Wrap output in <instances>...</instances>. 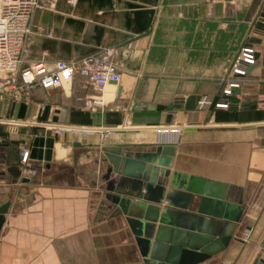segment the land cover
Returning <instances> with one entry per match:
<instances>
[{"label":"crops","instance_id":"0c3cea01","mask_svg":"<svg viewBox=\"0 0 264 264\" xmlns=\"http://www.w3.org/2000/svg\"><path fill=\"white\" fill-rule=\"evenodd\" d=\"M32 22L27 65L117 46L121 79L103 106L82 75L0 100V169L25 147L37 170L0 178V264H264V0H40ZM246 46L256 63L219 108ZM143 156L169 172L163 197L119 174ZM195 234L209 257L188 253Z\"/></svg>","mask_w":264,"mask_h":264},{"label":"built area","instance_id":"2783aa9c","mask_svg":"<svg viewBox=\"0 0 264 264\" xmlns=\"http://www.w3.org/2000/svg\"><path fill=\"white\" fill-rule=\"evenodd\" d=\"M207 1L209 4L216 2V0ZM39 5L40 0H0V74L19 73L21 77L19 82L10 84V89L0 88V100L12 91L16 92V99H21L23 94H28L36 86L58 88L71 82L76 75H82L89 79L95 91L93 104L103 106L106 101L104 93L107 86L121 79V73L115 61L119 47L108 46L75 61L59 60L53 70H47L43 64L27 65L33 34V15ZM48 34L52 33L48 32ZM255 63V49L250 46L241 48L230 65L231 74L237 79L227 82L223 95L216 104L217 107L231 106L230 97L237 89H241L242 84L239 78L247 76ZM205 103L206 100L203 99L200 105ZM48 126L58 134L66 128ZM20 151L21 174L25 177L34 176L37 170L31 164L29 150L22 147ZM262 247L264 249V244Z\"/></svg>","mask_w":264,"mask_h":264},{"label":"water","instance_id":"95a60500","mask_svg":"<svg viewBox=\"0 0 264 264\" xmlns=\"http://www.w3.org/2000/svg\"><path fill=\"white\" fill-rule=\"evenodd\" d=\"M7 143L0 140V166H4L7 164L8 154L5 153V148L7 147ZM10 157L14 158L13 152H10ZM155 161L147 160L145 156L142 158H132L126 157L123 163V169L120 170L119 174L125 176L130 179V188L131 195L136 193L140 194L142 191H146L145 198L151 196L152 194L157 195L155 197H163L166 192V187L163 185V182L160 180V176L168 177L169 172L165 170V168H157L154 165ZM112 168H109L108 172H112ZM7 174L13 176L16 180L21 177V169L18 165H9L5 168L0 169V178L4 179ZM23 181H28V177H23ZM160 193V194H159ZM138 194V195H139ZM136 195V194H135ZM119 196H115V200L118 199ZM9 208V202L0 207V232L2 226L5 222V214L7 213ZM163 219L166 217V213L162 215ZM211 230H208L210 234ZM225 242L228 241V238L223 239ZM213 238L207 236H201L195 234L191 240L189 241L188 248L189 254H193L192 250H200L201 254H199L200 258L209 257V251L212 246ZM179 251V250H178Z\"/></svg>","mask_w":264,"mask_h":264},{"label":"rangeland","instance_id":"374dc122","mask_svg":"<svg viewBox=\"0 0 264 264\" xmlns=\"http://www.w3.org/2000/svg\"><path fill=\"white\" fill-rule=\"evenodd\" d=\"M225 79H227V78H225Z\"/></svg>","mask_w":264,"mask_h":264}]
</instances>
